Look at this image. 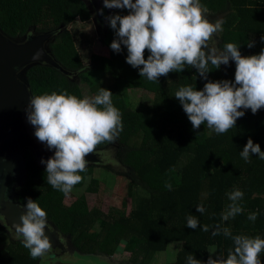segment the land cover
<instances>
[{"label":"trees","instance_id":"trees-1","mask_svg":"<svg viewBox=\"0 0 264 264\" xmlns=\"http://www.w3.org/2000/svg\"><path fill=\"white\" fill-rule=\"evenodd\" d=\"M200 3L212 12L225 9L219 0H200ZM127 14L128 9L120 11L121 16ZM90 18L89 8L82 0H0V30L7 36H22L32 28L39 33H57L48 47L54 60L67 73L46 64L30 66L25 76L32 96L67 91L84 97L81 87L71 80L83 65L76 34L70 30L57 31L67 24L86 23ZM105 24L102 42L109 56H91L93 68L102 72L91 90L98 92L101 87L111 91L113 105L121 112L123 131L117 142L123 147L121 163L128 168L136 187L131 194L133 208L127 216L114 215V211L104 214L90 209L85 196L64 207L61 198L65 194L47 184L46 168L32 169L34 166L28 161L26 178L18 195L20 203L26 204L28 198L37 202L47 212V221L69 236L81 252L113 256L124 243L133 264H151L153 260L155 264L157 256L171 243L179 244L173 264H187L189 255L201 264H206L209 255L216 259L223 254L226 258L233 241L222 233L212 235L217 224L230 228L233 235L264 239V160L252 154L248 163L240 156L249 138L264 151V108L256 114L250 109H241L245 115L237 119L236 126L224 134H216L206 124L193 130L174 96L182 86L202 90L209 81L234 82L235 62L223 70L221 67L212 69L207 80L200 77L197 69L186 66L181 72H170L157 82H150L139 75V68L126 63V46L121 45L119 53L111 49L110 44L117 37L108 19ZM253 33L257 32L247 29L235 15H229L219 34V46L235 43L242 56L258 55L264 50V42L258 47L254 43L249 48L248 43L254 42L250 40ZM149 54L145 50V59ZM131 89L145 90L155 98L151 104L142 103L133 110L128 98ZM28 157H34L30 151L26 154V159ZM91 173L92 168L87 166L86 171L80 173L84 179L74 188L82 187ZM166 182L171 183V190L165 187ZM234 189L244 193L240 201L243 211L222 222L221 213L231 203L226 193ZM48 194L51 197L47 201ZM197 205H202L205 211L197 212ZM252 212H258L255 222L248 219ZM189 215L197 217L200 227H187ZM98 222L99 228L95 230ZM203 225L210 226L208 232L202 231ZM0 240L6 242L1 234ZM21 240L1 244L0 264H39L40 258H31ZM211 248L216 252L210 254ZM260 259L264 264V252Z\"/></svg>","mask_w":264,"mask_h":264},{"label":"clouds","instance_id":"clouds-1","mask_svg":"<svg viewBox=\"0 0 264 264\" xmlns=\"http://www.w3.org/2000/svg\"><path fill=\"white\" fill-rule=\"evenodd\" d=\"M103 3L105 8L129 10L127 15L107 18L117 37L110 47L119 53L121 45L126 46V63L139 68V75L150 82H157L170 72H181L186 66L197 69L200 77L207 80L212 69L228 65L230 60L235 62L234 82L209 81L202 90L189 85L175 92L193 130L206 124L216 134H224L245 115L241 109H250L256 114L264 108V50L258 55L242 56L235 43H225L218 48L213 36L223 31L224 20L209 22L205 16L207 9L200 0H103ZM261 40L264 41V37ZM253 46L254 42L248 43L249 48ZM145 50L150 53L147 59ZM112 96L111 91L100 87L98 94L91 97L79 98L67 91L59 94L53 91L29 98L26 113L35 128L34 135L49 150H54L52 157L41 160L46 164L47 184L53 189L66 196L71 193L84 179L80 173L87 169L85 157L94 153L98 145L114 143L123 131L121 112L113 105ZM252 154L264 160L260 145L249 138L240 156L250 163ZM165 187L172 189L168 182ZM226 195L231 203L221 213L222 222L243 211L240 203L243 191L234 189ZM23 208L22 223L15 225V232L18 238L22 237L21 243L29 250L31 258H43L52 250L45 234L47 212L31 198ZM196 210L205 211L202 205H197ZM257 216L258 212H252L248 219L255 222ZM187 227H200L196 216L187 217ZM209 227L203 225L202 231L208 232ZM221 233L233 241V248L228 250L226 258L223 254L216 259L209 255L206 264H261L264 239L233 235L230 228L217 224L212 235ZM208 252L214 253L216 249ZM187 264H201V261L189 255Z\"/></svg>","mask_w":264,"mask_h":264},{"label":"rangeland","instance_id":"rangeland-1","mask_svg":"<svg viewBox=\"0 0 264 264\" xmlns=\"http://www.w3.org/2000/svg\"><path fill=\"white\" fill-rule=\"evenodd\" d=\"M90 11V20L86 23L76 22L75 24H67L59 30H70L76 34L77 48L82 58V68L71 76V80L76 82L82 89L85 96H95L98 92L91 90L92 85H95L102 77V72L94 69L91 63V56H104L108 57V48L103 45V38L106 34L105 21L108 17L113 15H120L122 9L117 8H103V15L100 17L96 14L92 8L89 0H82ZM209 11V10H208ZM212 20V18H210ZM209 22H211L209 20ZM212 22H215L212 20ZM30 33H35L33 29ZM219 34H214L217 47L220 48ZM56 36H51L50 40L46 43V50L50 53L48 45L54 41ZM82 39V40H81ZM15 43H23L26 37H19L13 39ZM207 52L208 49H205ZM228 65H221V69H225L226 66H231L233 61H229ZM26 68H24L19 74L18 78L26 85ZM85 81H84V79ZM128 98L131 104V108L136 110L140 104H151L154 100V94L149 93L142 89H131L128 91ZM31 151V150H30ZM123 147L117 142L107 143L103 148L96 149L94 155L96 161L88 163L87 166L92 168V173L86 178L85 184L82 187L74 188L67 196L64 195L61 198V204L64 207L70 206L80 196H85L87 204L90 209H98L104 214L117 215L121 213L127 216L133 208L132 192L136 190L135 183L128 175V168L121 163V154ZM27 152L25 153L26 156ZM34 157H28L29 165H33L32 169L46 168V164L41 163L40 158L35 154ZM31 158V159H30ZM44 160V159H43ZM46 161V160H45ZM35 162V163H34ZM137 192L141 193L138 189ZM50 194L47 195L46 200H49ZM95 230L99 228V222L94 225ZM93 231V228H91ZM3 230L4 239L7 243H14L21 239L12 234L10 236V230ZM58 247L50 253L46 254L43 258H40L39 264H133L130 260L131 254L126 252L124 243L119 245L118 251L113 256H105L103 254H88L81 252L73 244L69 236L63 235L58 232ZM6 242L0 240V249ZM2 244V245H1ZM179 251V244L171 243L168 245L165 252L160 253L157 256L155 264H173L176 260L177 253ZM155 259V258H154ZM154 261V260H153ZM152 261L151 264H154Z\"/></svg>","mask_w":264,"mask_h":264},{"label":"water","instance_id":"water-1","mask_svg":"<svg viewBox=\"0 0 264 264\" xmlns=\"http://www.w3.org/2000/svg\"><path fill=\"white\" fill-rule=\"evenodd\" d=\"M89 2L100 17L103 0ZM51 36V33H44L31 36L23 44H16L0 31V215L14 232L15 225L22 223L20 216L25 211L15 200L25 181V152L31 150L44 160L54 155V150H49L35 137V128L27 120L26 109L32 95L27 79L24 85L18 74L35 64H46L67 73L46 50ZM85 159L88 163L95 162L96 156L92 153ZM58 232L47 221L45 234L51 241L52 249L58 248Z\"/></svg>","mask_w":264,"mask_h":264},{"label":"crops","instance_id":"crops-1","mask_svg":"<svg viewBox=\"0 0 264 264\" xmlns=\"http://www.w3.org/2000/svg\"><path fill=\"white\" fill-rule=\"evenodd\" d=\"M219 2H222L220 4L224 5L225 9L221 12L207 10L206 18L212 22V20L219 18L225 20L229 15H235L247 29L257 32L250 35V40L254 41L256 47L260 46L261 37H264V0H219Z\"/></svg>","mask_w":264,"mask_h":264},{"label":"flooded vegetation","instance_id":"flooded-vegetation-1","mask_svg":"<svg viewBox=\"0 0 264 264\" xmlns=\"http://www.w3.org/2000/svg\"><path fill=\"white\" fill-rule=\"evenodd\" d=\"M106 22V21H105ZM33 29V28H32ZM63 29V28H62ZM31 30V29H30ZM30 30L29 31H27L24 35H22V36H18V37H14V38H12V37H9V36H7L4 32H2V30H0L6 37H8L10 40H12L13 42H14V40L13 39H15V38H19V37H26V40H25V42L31 37V36H38V35H40V34H44V33H39V32H36L35 31V29H33V31L35 32V33H30ZM60 31H62V30H59V31H57V32H60ZM46 33H51L53 36H56L57 35V33L56 32H46ZM25 42H23V43H25ZM15 43V42H14ZM23 43H21V44H23ZM16 44H18V43H16ZM20 44V43H19ZM49 48V47H48ZM50 50V49H49ZM50 54H51V51H50ZM52 55V54H51ZM53 57V56H52ZM54 59V58H53ZM56 61V60H55ZM25 178H26V176H25ZM22 187H23V185H22ZM22 187L20 188V190L22 189ZM20 190L16 193V196H15V200H16V202L18 203V204H20L22 207H23V205L20 203V201L18 200V195H19V192H20ZM49 222V221H48ZM6 229H8L7 231H9L10 230V236L12 235V234H14L15 236H17V234L6 224V222H5V219H4V217L2 216V215H0V234L3 236L4 235V232H3V230H6ZM21 239H22V237H21ZM59 248V247H58ZM56 248H53L52 250H55ZM56 251V250H55Z\"/></svg>","mask_w":264,"mask_h":264},{"label":"bare ground","instance_id":"bare-ground-1","mask_svg":"<svg viewBox=\"0 0 264 264\" xmlns=\"http://www.w3.org/2000/svg\"><path fill=\"white\" fill-rule=\"evenodd\" d=\"M26 153V152H25Z\"/></svg>","mask_w":264,"mask_h":264}]
</instances>
